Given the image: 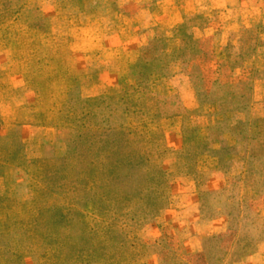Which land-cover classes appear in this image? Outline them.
Wrapping results in <instances>:
<instances>
[{
	"label": "trees",
	"instance_id": "obj_1",
	"mask_svg": "<svg viewBox=\"0 0 264 264\" xmlns=\"http://www.w3.org/2000/svg\"><path fill=\"white\" fill-rule=\"evenodd\" d=\"M1 1L5 2V0ZM49 1L59 3L68 18V27L61 38L52 37L50 18L36 20L27 7L11 12L16 20L22 17V29L17 22L16 30L12 31L10 36L3 38L4 49L15 44L20 50L14 63L15 72L22 75L26 84L39 93L40 100L37 106L41 112L42 125L52 131L53 138L50 142L34 149L31 156L25 154L24 146L17 136L20 129L18 124H14L6 139L0 141L1 150L4 146H10V151L6 149L8 153H5L4 160L0 154V173H3L7 183L10 182L12 185L10 173L16 169H21L25 173L32 172L30 183L22 187L23 190L29 191L24 192L22 196V211L15 215L12 224L7 223L9 212H12L7 198L10 189L0 197V264H23L19 254L20 251L27 249L38 253L40 264H89V259L94 256L93 252L99 249L95 248L87 253V244L83 241L88 243L90 239H94L97 245L102 244V237L99 234L101 231L98 228L107 214L106 206L114 207L132 200L140 201L146 212L144 217L137 219L141 225L146 223V218L154 208L167 206L169 196L166 193V174L161 167L155 170L156 179L148 180L154 184L152 187L149 186L148 194L137 193L136 196H132L119 189L121 183L125 181L119 174L134 165L142 166L145 156L143 150L130 149L137 133L135 127L129 123L121 132L112 133L113 130L108 129L109 134L105 133L104 141L97 142L102 143L103 146L102 148L96 146V160L94 166L90 168L83 128L90 112L102 106L104 102L116 101L129 104L124 111L128 115L131 114L133 124L140 125L138 141L144 140L152 144L154 130L160 129L159 122L169 118L159 107L158 100L162 99L164 104L174 97L181 100L180 96L184 91H182V82L187 83L188 91L192 93L196 102V108L193 110V115H189L188 112L179 115L182 119L184 148L188 147L191 129L198 128V125L204 134L198 139L203 145L202 151L195 155L197 170L216 172L223 167L222 142L215 143L214 148L209 152H206L203 146H206L205 136L211 135V125L215 122L214 119L208 122V119L222 115L224 110L219 100L226 99L228 91L218 100L213 91L203 90L193 73L187 71L186 60L187 56L192 59L204 54L205 51H201V46L205 43L209 42L212 46L215 44L217 33L206 35L207 31L217 29L214 12L210 7L204 6L189 15H184L174 29L158 32L154 40L138 49L133 70L140 84L122 82L104 93L85 97L80 90L81 78L68 74L65 58L71 53L86 56L100 51V27L97 24L90 26L82 24L84 14L88 13V7L90 8L95 0ZM110 2L115 9L114 0ZM260 9V11L252 10L250 22L233 31L225 47L227 59L225 67L231 71L232 77L236 81L248 77L251 89L253 86L254 88L262 86V91L255 93L254 102L252 101L250 105L253 118L251 123L254 124L264 122V5ZM5 14L6 12L4 15L0 12V28L5 25ZM234 49L238 51L237 57L231 54ZM116 57L123 62L121 53ZM253 59H258V65L252 63ZM258 74L261 78H256ZM147 97L154 98L152 105H146L144 102ZM243 109H231L229 113H243ZM198 111L203 112L196 115ZM195 116L206 120L203 124L198 122L197 124L193 119L196 118ZM66 128L74 129V134L68 143L59 137L61 130ZM228 133L233 139L228 145L233 148L237 144L236 135L230 131ZM166 149L169 150L167 146ZM49 152L58 159L49 163L46 159ZM102 153L105 159L114 157V162L101 165L98 158ZM17 154L19 157H15ZM251 156L250 153L247 158ZM238 165L239 162L235 160L231 167L232 174L228 175L233 182V188L227 190L228 199L233 196L231 194L235 190V183H239L238 188L242 187L243 191L257 189L256 185L248 184L251 176L242 171L244 169L242 165L241 168L233 171ZM105 167L110 181H106L107 183L102 186L98 179V169L103 170ZM91 176H94L93 181ZM111 183L117 184L116 189L105 191L104 188H109ZM102 187L104 191L96 190ZM242 196L238 197V203L239 200L245 199ZM224 212L222 206L221 212L213 211L215 216L222 214L229 218L230 213ZM117 217L118 215H115L110 219L111 225L117 226ZM91 221L93 225H90ZM11 225L22 229V235L19 233L17 238H11L13 236ZM63 226H71L72 229L82 228L85 230V239L77 237L75 232L60 240L47 238ZM89 226L91 228L86 229ZM260 234V239L264 238V228H260ZM79 240L82 241L81 245L77 242ZM241 245L246 247L250 244L241 242ZM244 251L246 252L243 257L254 253L250 249ZM56 252L61 253L56 256Z\"/></svg>",
	"mask_w": 264,
	"mask_h": 264
},
{
	"label": "rangeland",
	"instance_id": "obj_2",
	"mask_svg": "<svg viewBox=\"0 0 264 264\" xmlns=\"http://www.w3.org/2000/svg\"><path fill=\"white\" fill-rule=\"evenodd\" d=\"M246 1L249 3L255 0ZM22 7H27L32 17L36 20L47 19L48 15L60 11V8L57 6L52 8L47 7L43 0H5V2L0 0V12L3 15L6 12L4 17L5 25L0 28V81L6 80L4 89L7 92L9 91L6 97L7 99H12L17 96L14 91H10L13 85L18 83L12 80L10 81L11 72L8 74V66L10 65L11 57H13L12 62L15 63L20 50L15 44L4 49L2 47L5 45L3 38L5 39L10 36L12 31L16 30L17 25L15 23L17 22L20 23L22 29V17L16 20L15 16L11 14V12L18 11ZM251 12L252 10L248 9V11L243 13V16L245 15L244 21L250 20ZM221 17L223 16L218 15L215 21L216 27L222 28L219 43L214 46L210 45L209 42L205 43L201 46V51H205L204 54L202 53L192 59L187 56L186 60L188 61L187 71L193 73L195 80L198 84L202 85L203 90L206 92L213 91L218 100L219 97L225 95L228 91L226 99L219 100L224 110L222 115L208 119V122L213 119L215 122L211 125V135L205 136L207 137L206 146H203L205 151L209 152L210 149L214 148L215 143L222 142L223 150L221 153L223 167L220 171L216 172L225 178L223 186L214 188L212 184H208L211 181L210 174L213 172L198 171L196 168L195 155L199 151H202L201 148L203 145L198 140L204 134L200 127L197 125L198 128L191 129L189 133L190 141L187 144L188 147L184 148L182 122L180 120L175 122L169 121L174 116H179L183 112H188L189 115H193V110L196 108L194 99L187 97L182 101L174 97L165 104L162 103V99L158 100L160 103L159 107H161L162 111L169 118L159 122L160 129L154 130L155 134L152 144L146 143L144 140L142 142L138 141L140 140V137H138L140 125L133 124V119L130 118L131 114L128 115L124 111L129 104L126 105L116 101L104 102L102 106L90 112L85 119V126L83 128L86 139L85 148L87 149V160L90 168L94 166L93 164L96 160V146H100V148L103 146L102 143L99 144L97 142L104 141L105 133L109 134L108 129L113 130L112 133L116 131L121 132L124 131L125 126L129 123L132 127H135L137 133V141L135 140L133 142L130 149L143 150L145 156L142 166L134 165L119 174L125 180L119 186L120 191L132 196H136L137 193H142L143 195L148 194L149 186H154L148 180L150 178L156 179L155 170L157 167H161L166 174V193L169 196V200L167 201L166 207L154 208L150 216L146 218V223L143 225L137 220L140 217H144L146 213L140 201L132 200V202H126L114 207L106 206L107 214L105 217L103 216L104 221L101 222L98 228L101 231L98 232L101 234L102 244L100 246L97 245L94 239H90L88 243L87 241H83L87 244V253L92 252L95 248L99 249V251L96 250L93 252L94 256L92 257L93 259H89V264H239L244 256V252H246L244 250L250 249L253 252L258 250V242L261 236L260 223L264 221V212H262L264 210V122L251 123V119L253 118L250 105L252 101L254 102L255 93L262 91V86L258 88H254L253 86L251 89L249 87L250 79L248 77L242 81H236L232 77L231 71L225 67L227 63L225 47L230 40L227 31H229V28L233 24L226 25ZM224 26L226 27L224 28ZM124 43L127 62L122 79L132 84H140L133 70L135 60V54L133 52L134 45L132 40H126ZM231 54L233 57H237V49L232 50ZM65 62L69 75L78 73V58L68 55L65 58ZM252 63L258 65V59H253ZM256 78H261V75L258 74ZM1 91L0 89V96H2ZM233 94L234 96H231ZM153 99L152 97H147L144 102L146 105H152L154 102ZM3 101L2 99L0 100L1 103ZM236 108L243 109L245 113H229L231 109ZM198 112L195 114H200L203 111ZM193 119L199 124H203L206 120L201 117ZM2 122L3 119L0 118V123ZM229 131L236 135L237 144L233 148L228 145V143H232L233 141L228 133ZM73 134L74 129L66 128L61 130L59 137L68 143ZM7 135L4 133V128L0 129V141L5 140ZM17 136L20 137L22 142L21 128ZM22 144L24 146L23 142ZM166 146L169 150L166 149ZM9 147L4 146L2 150L0 149L3 160L6 156L5 153L10 151ZM33 151H27L24 148L27 156H31ZM250 153L252 156L247 158V155ZM47 156L48 158L46 159L49 163L58 159L53 157L51 152ZM15 157H19V154L15 155ZM98 159L101 165L103 164L104 166L115 160L114 157L105 159L103 153L100 154ZM135 159L136 157H134ZM235 160L240 165L235 166L233 171L241 168L242 165V168L244 167L242 171L244 173L247 172L251 176L248 184L256 185L257 189H246L243 191L242 187L238 188L240 184L235 183V190L231 194L233 196L228 199L227 190L233 188L232 178L228 175L232 174L231 167ZM105 169L106 167L103 170L102 168L98 169V179L102 186H104V183H107L106 181H110V177L105 172ZM31 173H25L21 169L12 171L10 173L12 185L10 182L7 183L3 173H0V197L5 194L6 190L10 189L9 197H7L9 200V208L12 211L8 215L7 223L9 222V224H12L15 215L22 211V196L24 192H29L23 190L22 187L30 183ZM185 176L194 179L196 183L198 182L195 191L191 184H184L180 187L181 185L176 182V179ZM91 177V181H93L94 176ZM116 187L117 184L111 183L109 188L104 189L105 191L107 189L115 190ZM104 189L102 187L96 190L104 191ZM178 190H185V192L181 195L174 194V191ZM220 191H223V194ZM239 196L245 199L243 201L239 200L238 203L237 199ZM196 205L199 209V222H211L215 220L218 215L215 216L213 211H216L217 208L221 209L222 206L225 211L224 213H230L228 220L230 232L225 231L218 235L204 236L200 246L199 243L195 245L194 243L193 245L186 244L189 238H198L199 236L197 229L194 227V221H192L194 213L188 212L189 208H194ZM166 210H170L171 212L165 213L164 211ZM116 212L117 214H115ZM115 215H118L117 226L110 224V219L114 218ZM90 225H93L92 221ZM10 228L12 231L11 235H13L11 238H17L19 233L22 235V229L14 228L13 225ZM89 228L91 226L86 229L89 230ZM73 232H75L77 237H82L83 240L85 239V230L82 228L76 229V227L72 229L71 226L61 227L47 236V238L49 240H60L66 236L68 237ZM77 242L82 244L80 240ZM241 242L249 243L250 245L242 247ZM199 247L201 251L198 253L196 251H198ZM60 253L56 252L55 254L59 256ZM19 255L23 264H40L38 253L35 250L27 249L20 251Z\"/></svg>",
	"mask_w": 264,
	"mask_h": 264
},
{
	"label": "crops",
	"instance_id": "obj_3",
	"mask_svg": "<svg viewBox=\"0 0 264 264\" xmlns=\"http://www.w3.org/2000/svg\"><path fill=\"white\" fill-rule=\"evenodd\" d=\"M43 1L49 8L56 6L60 8V11L48 15V18L51 19V35L59 39L68 27V18L63 13L59 3L49 0ZM114 3L115 9L110 0H95L93 5L88 7V13L84 14L82 19V24L85 26L97 24L100 27V51L86 56L76 53L68 54L78 58L79 71L70 76L81 78L80 90L85 97L104 93L117 87L118 84L126 82L122 79L127 62L124 41L132 40L133 52L136 56L138 49L145 47L154 40L158 32L171 31L184 15H189L204 6L210 7L214 12V21L217 20L218 15H222L221 18L226 25L233 24L227 31L229 37L233 31H237L250 22L249 19L244 21L245 15L243 16V13L245 11L248 9L260 11L264 4L263 0H255L249 3L246 0H114ZM243 8L245 9L243 10ZM221 29L220 27L215 31L211 29L206 32V35H214L216 32L215 44H217L220 41ZM118 53H121L123 62H120L116 57ZM12 59L13 57L10 59L8 74L11 72L10 81L18 84L13 85L10 91H14L17 96L7 99L9 91L4 89L6 80L0 81V89L2 90L0 97L4 100L3 103L0 102V118L3 119V122L0 123V129L4 128V133L9 134L14 124L20 125L25 150H34L43 143L50 142L53 133L42 125L41 113L37 106L40 100L39 93L26 84L22 75L14 72ZM182 91L180 96L182 101L187 97L193 99V95L188 91L185 82H182ZM177 120L182 122L178 115L169 121L175 122ZM210 175L211 181L208 184H212L214 188L223 186L225 178L220 173L213 172ZM176 182L181 185L180 187L184 184H191L194 191L198 184L194 179L187 176L176 179ZM184 192L185 190H178L174 191V194L181 195ZM164 212L170 213L171 211L166 210ZM188 212L194 213L192 221H194V227L199 234L198 238H189L186 242L188 245L199 243L200 246L204 236L218 235L225 231L230 232L229 218L222 216V214H219L211 222H199L197 205L194 208H189ZM216 212H221V209L217 208ZM260 228H264V221H261ZM200 251L201 248L199 247L196 252L199 253ZM239 264H264V238L258 242V250L243 257Z\"/></svg>",
	"mask_w": 264,
	"mask_h": 264
}]
</instances>
